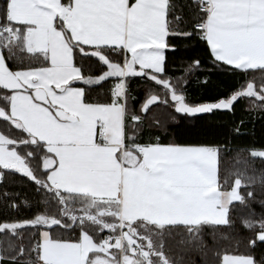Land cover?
I'll list each match as a JSON object with an SVG mask.
<instances>
[{"label":"snow or ice","instance_id":"obj_1","mask_svg":"<svg viewBox=\"0 0 264 264\" xmlns=\"http://www.w3.org/2000/svg\"><path fill=\"white\" fill-rule=\"evenodd\" d=\"M190 6L195 19L192 31H184L174 0L0 2V120L21 134L0 133V169L20 173L44 191L45 208L50 201L57 206L55 215L44 211L0 223V233L11 236L35 229V255L27 264H173L163 251L165 236L196 251L208 249L206 235L213 244L232 239L220 226L232 227L236 204L249 208L255 193L241 189L264 187V174L247 176L240 170L247 162L235 159L229 183L221 178L225 150L219 145L162 143L151 133L142 140L143 117L128 105V82L136 77L165 93L148 95L141 113L165 105L173 121L175 114L232 111L242 98L264 103V76L259 87L246 79L227 97L191 104L177 87L186 84L183 77L174 84L166 72L168 53L176 50L171 39L195 32L225 70L246 78L264 73V0H191ZM89 59L100 66L98 74H86L92 66L79 62ZM199 66L195 60L184 72ZM113 79L101 98L97 86ZM153 125L164 122L153 119L148 127ZM37 152L40 175L29 163ZM250 155L264 162V151ZM240 219L255 233L248 247L264 244V218ZM18 251L25 253L23 246ZM216 255L219 264H264L248 254Z\"/></svg>","mask_w":264,"mask_h":264},{"label":"trees","instance_id":"obj_2","mask_svg":"<svg viewBox=\"0 0 264 264\" xmlns=\"http://www.w3.org/2000/svg\"><path fill=\"white\" fill-rule=\"evenodd\" d=\"M174 3L177 13L184 17L182 30L192 31L195 9L190 6L191 0H174ZM170 42L176 50L168 53L167 75L172 78L174 84H177V77H183L186 84L181 82L177 84V87L184 92L187 101L191 104L211 102L227 97L246 79H253L258 87L261 84V77L264 73L259 70L250 72L246 78L239 72L227 71L215 63L206 43L195 32L190 37H174ZM110 57L115 61L121 60V57L116 54H110ZM195 60L200 61V66L185 73L184 69ZM79 62L83 63L86 68L89 65L92 66V71L86 74L96 75L101 71L95 59ZM9 64L15 67L13 61L9 60ZM112 81L114 79L105 82L102 88L97 86L101 98L108 95ZM204 81L207 82L204 83ZM128 89L129 108L143 117L142 140H148L151 133L159 134L162 143L219 145L225 150V164L222 165L221 178L222 180L228 179L229 183L235 178L230 174L234 170L232 161L235 159L247 162L246 167L240 166V170L245 171L247 176L264 174L262 158H254L250 155L251 150L264 149V103L261 101L255 98H242L234 104L232 111L217 110L196 116L175 114L176 120L173 121L169 118L172 109L165 105H153L147 114L140 111L148 95L158 94L164 98L165 93L162 89L153 87L151 82L139 77L129 80ZM91 95L95 97L97 93H91ZM153 119L161 120L164 126L153 125L149 128L148 125ZM0 133L13 138H19L21 135L3 120H0ZM41 155V152H37L36 156L29 161L30 166L37 170V175H40L42 171ZM0 172V223L22 222L44 211H47L49 215L57 214L55 202L50 201V206L45 208L43 201L47 194L44 191H37L36 185L27 177L12 170L0 169ZM247 190L255 193V199L249 201V208L236 204L229 214L233 222L232 227L220 226V233H226L232 239L219 240L213 244L211 238L206 235L208 249L196 251L195 249H182L177 245L174 237L165 236L163 251L173 264H219L221 257H217L216 253L224 251L229 254H248L254 256L257 261H264V244L258 242L254 249L248 247V240L255 233L246 230L240 219L241 216L256 221L264 218V206L260 203L264 200V187L257 183L248 189L242 188L241 193L246 195ZM18 231L21 233L20 236L0 233V256L3 257L0 259V264H27L30 258H34L35 254L30 252V248L34 240L38 239V234L35 229L31 228ZM55 231L63 233L66 237L68 235L67 231L58 227ZM21 246L25 249L24 255L19 254L18 250Z\"/></svg>","mask_w":264,"mask_h":264},{"label":"crops","instance_id":"obj_3","mask_svg":"<svg viewBox=\"0 0 264 264\" xmlns=\"http://www.w3.org/2000/svg\"><path fill=\"white\" fill-rule=\"evenodd\" d=\"M114 82H115V81H112V83H111V84H112L111 87L113 86ZM156 95H158V94H156ZM158 96H159V95H158ZM254 150L264 151V149H254ZM0 180H1V172H0Z\"/></svg>","mask_w":264,"mask_h":264},{"label":"rangeland","instance_id":"obj_4","mask_svg":"<svg viewBox=\"0 0 264 264\" xmlns=\"http://www.w3.org/2000/svg\"><path fill=\"white\" fill-rule=\"evenodd\" d=\"M258 87V86H257ZM257 151H259V150H257Z\"/></svg>","mask_w":264,"mask_h":264},{"label":"built area","instance_id":"obj_5","mask_svg":"<svg viewBox=\"0 0 264 264\" xmlns=\"http://www.w3.org/2000/svg\"><path fill=\"white\" fill-rule=\"evenodd\" d=\"M106 235V234H105Z\"/></svg>","mask_w":264,"mask_h":264}]
</instances>
